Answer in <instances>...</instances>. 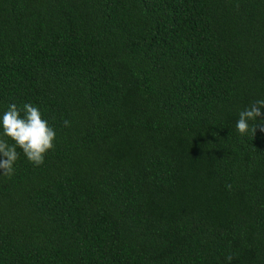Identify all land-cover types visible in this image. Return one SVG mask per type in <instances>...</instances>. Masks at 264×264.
I'll use <instances>...</instances> for the list:
<instances>
[{
  "label": "trees",
  "instance_id": "16d2710c",
  "mask_svg": "<svg viewBox=\"0 0 264 264\" xmlns=\"http://www.w3.org/2000/svg\"><path fill=\"white\" fill-rule=\"evenodd\" d=\"M261 99L264 0H0V117L56 133L0 176V264H264Z\"/></svg>",
  "mask_w": 264,
  "mask_h": 264
},
{
  "label": "clouds",
  "instance_id": "9594fccd",
  "mask_svg": "<svg viewBox=\"0 0 264 264\" xmlns=\"http://www.w3.org/2000/svg\"><path fill=\"white\" fill-rule=\"evenodd\" d=\"M64 125L68 127L70 122L65 120ZM0 126L3 136L13 141L10 145L7 140L0 138V176L11 179L14 175V165L19 158L17 148L37 167L44 164L49 152L55 150V130L42 118L39 108L32 104L26 103L22 109H18L15 104L9 105L0 117ZM236 129L242 137L249 134L255 136L257 129L264 131V99L254 101L239 112ZM226 259L230 264L232 257Z\"/></svg>",
  "mask_w": 264,
  "mask_h": 264
}]
</instances>
